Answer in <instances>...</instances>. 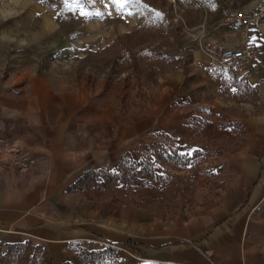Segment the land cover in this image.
Here are the masks:
<instances>
[{
    "label": "crops",
    "instance_id": "crops-1",
    "mask_svg": "<svg viewBox=\"0 0 264 264\" xmlns=\"http://www.w3.org/2000/svg\"><path fill=\"white\" fill-rule=\"evenodd\" d=\"M261 29L249 36L264 57ZM242 32L223 26L222 43L234 46ZM210 43L180 60L187 69L162 72L124 102L104 82L62 92V102L42 82L10 93L1 84L0 242H31L55 264L71 260V246L92 244L119 249L126 264H264V85L226 77L204 56ZM7 158L18 167L4 173ZM134 170L140 184L100 185L98 176L72 189L88 172ZM171 176L169 217L151 204L165 203Z\"/></svg>",
    "mask_w": 264,
    "mask_h": 264
},
{
    "label": "rangeland",
    "instance_id": "rangeland-1",
    "mask_svg": "<svg viewBox=\"0 0 264 264\" xmlns=\"http://www.w3.org/2000/svg\"><path fill=\"white\" fill-rule=\"evenodd\" d=\"M224 19V0H0V86L10 93L27 81L42 82L50 95L54 93V102H62V92L78 96L85 87L91 93L104 82L105 91L116 90L124 102V95L139 94L162 72L187 69L180 60L190 58L191 49L200 41H225ZM25 95L28 98V92ZM164 145L170 155V144ZM160 161L168 164L169 160ZM18 162L20 167L29 166L28 158ZM3 164L4 173L11 171L12 164L18 167L10 158ZM174 182L172 176L166 180L165 203L151 204L155 212L173 215L177 205L172 200ZM6 245L0 242V254ZM78 247L106 248L71 246L68 262L74 261ZM121 252L119 261L126 264Z\"/></svg>",
    "mask_w": 264,
    "mask_h": 264
},
{
    "label": "built area",
    "instance_id": "built-area-1",
    "mask_svg": "<svg viewBox=\"0 0 264 264\" xmlns=\"http://www.w3.org/2000/svg\"><path fill=\"white\" fill-rule=\"evenodd\" d=\"M226 26H240L243 29L240 42L234 46L223 43L203 47L207 60L236 83H248L256 78L264 85V57L250 40V32L262 30L264 22V0H258L254 7L240 8L232 0H224Z\"/></svg>",
    "mask_w": 264,
    "mask_h": 264
},
{
    "label": "trees",
    "instance_id": "trees-1",
    "mask_svg": "<svg viewBox=\"0 0 264 264\" xmlns=\"http://www.w3.org/2000/svg\"><path fill=\"white\" fill-rule=\"evenodd\" d=\"M131 169V168H130ZM135 168H132V170ZM101 176L105 180L100 185L115 179H119L123 183L134 182L140 184L135 170L131 172H124L119 177H109L97 172H88L85 176L72 187L75 189H82L84 187L91 188L96 184L95 178ZM119 250L113 247H106L103 250H88L78 247L76 253L73 254V262H66L64 264H121L119 261ZM42 256H46L44 259ZM0 264H54L52 259L47 256L46 250L41 246H32L30 242L7 244L6 251L0 254Z\"/></svg>",
    "mask_w": 264,
    "mask_h": 264
},
{
    "label": "snow or ice",
    "instance_id": "snow-or-ice-1",
    "mask_svg": "<svg viewBox=\"0 0 264 264\" xmlns=\"http://www.w3.org/2000/svg\"><path fill=\"white\" fill-rule=\"evenodd\" d=\"M67 2V0H65ZM77 3H79V0H76ZM112 3H122V0H111ZM127 2H132V0H127Z\"/></svg>",
    "mask_w": 264,
    "mask_h": 264
}]
</instances>
